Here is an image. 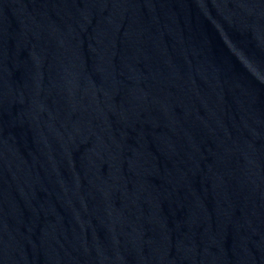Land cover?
<instances>
[{
    "label": "water",
    "instance_id": "water-1",
    "mask_svg": "<svg viewBox=\"0 0 264 264\" xmlns=\"http://www.w3.org/2000/svg\"><path fill=\"white\" fill-rule=\"evenodd\" d=\"M0 264H264V0H0Z\"/></svg>",
    "mask_w": 264,
    "mask_h": 264
}]
</instances>
